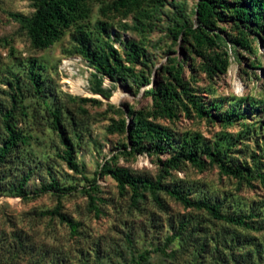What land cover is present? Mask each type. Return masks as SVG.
<instances>
[{"label":"rangeland","instance_id":"obj_1","mask_svg":"<svg viewBox=\"0 0 264 264\" xmlns=\"http://www.w3.org/2000/svg\"><path fill=\"white\" fill-rule=\"evenodd\" d=\"M113 1L88 0L81 24L89 33L97 32L100 22L107 24L113 38L101 35L90 50L101 47L109 64L106 44L121 54V43L142 48L124 82L119 74L98 71L79 52L73 28L49 47L32 48L26 28L13 15L31 17L37 0H0V145L3 114L14 108L12 95L25 107L14 114L27 137L0 164V264H264V183L256 177L264 176V34L234 22L226 11L221 20L214 17L209 33L217 36V46L205 53L226 54L228 67L207 74L192 41L175 37L181 24L197 25L200 0H152L143 31L133 28L131 17L109 13ZM32 60L39 94L28 78ZM171 65L175 70L168 69ZM159 83H171L177 93L171 117L155 113L146 97ZM192 96L206 109L204 117L193 110ZM234 105L240 118L229 116L230 125L221 122ZM135 112L142 123L167 135L168 152L153 148L165 143L153 131L143 132L136 143L129 140ZM120 121L123 133L108 130ZM63 137L73 146L77 170L64 160ZM190 139L197 140L204 167L182 156L171 166L167 160L183 155ZM205 147L218 151L225 166H247L252 178L222 175L209 163ZM106 164L156 187L140 189L133 206L129 189L120 192L109 175H101ZM173 189L191 201L219 204L226 216H250L254 229L184 207L168 194ZM55 210L65 220L48 214Z\"/></svg>","mask_w":264,"mask_h":264},{"label":"trees","instance_id":"obj_2","mask_svg":"<svg viewBox=\"0 0 264 264\" xmlns=\"http://www.w3.org/2000/svg\"><path fill=\"white\" fill-rule=\"evenodd\" d=\"M152 0H114L108 8V12H113L116 16H119L121 20L128 17L134 22L133 28L137 31H143L145 29L144 22L151 17L150 3ZM228 12L231 19L234 22L251 25L255 27L256 32L264 34V0H234L233 3H225L224 0H200L196 9L197 25H188L186 23L181 24L175 30V37H182L185 41L191 40L192 47L200 58L204 60V71L207 74H213L215 72H225L228 67V60L226 54H213L208 55L205 53L207 48L217 46L216 35L209 33V27L211 20L217 17L218 20L223 18L222 12ZM89 13L88 0H37L35 6V12L31 17H19L20 23L26 28L27 36L30 41V45L34 49H43L52 45L62 35L65 29L73 28L75 32L74 40L77 42L79 52H81L88 61L95 64L98 71L105 75L117 77L124 82L126 78L131 76L128 73L132 72L130 66L139 62L142 56V48L133 43H121L122 54L113 47L112 44H106L108 48V54L112 58V64H109L108 58L105 57V53L101 47H98L97 51L90 50V45L93 42H98L101 35H104L107 40L112 39V34L109 31L107 24L100 22L95 33H89L84 31V26L81 24ZM115 40V39H113ZM246 45L247 42L244 41ZM122 56L124 59L122 60ZM35 61L32 60L28 66V78L32 83V87L36 93H40V77L35 72ZM128 64V65H126ZM181 68V66L179 67ZM169 70H175L173 65L168 67ZM134 79V77H132ZM174 80L176 82L181 81L180 69L174 72ZM145 83H148L147 79H143ZM187 96L188 93L186 92ZM146 97L152 99L153 108L155 113L159 115H165L167 117L173 116V110L171 107V101L176 99L177 93L174 86L171 83L157 84L154 88L146 92ZM13 109L7 111L2 117V126L5 133V139L0 145V164L5 161V158L13 151L18 145H25L27 137L22 134L16 127V116L14 109L18 108L19 111L24 112L21 97L19 95H12ZM193 110L199 117H204L207 113L200 100L195 97L189 98ZM230 103H232L230 101ZM233 104V103H232ZM215 110H219V104L212 105ZM235 106V105H234ZM24 115V113H22ZM130 122V132L128 138L131 142L136 143L140 138V135L145 132L153 131L159 135V138L164 139L165 143L157 144L153 148L160 149L163 153L168 152L169 144L166 134L164 132H157L149 124L142 123L140 121L139 112L132 113ZM226 117L221 118V122L230 125L229 116H236L240 118L237 113L236 106L231 111H227L224 114ZM53 116L54 127H58V117ZM125 122H115L109 127L110 132L123 133L125 130ZM63 144L65 147L64 160L67 165L77 170V165L73 162V146L66 137H63ZM197 144L196 139H190L185 142L183 146V155L177 153L175 156L167 160V162L173 166L179 159L183 157L189 160L197 168H203L204 164L197 155L195 150ZM144 149V147H140ZM209 163L217 165L220 173L227 177H232L239 180H247L252 178V170L247 166H237L231 168L224 165L220 154L215 149L210 150L205 147L202 149ZM182 153V152H181ZM101 175H109L117 184L120 192L129 189L131 192V204L136 205V201L139 197V190L143 188L153 189L156 185L146 179H136L129 175L125 171L112 169L106 165L102 167ZM257 178L264 183V176L257 174ZM168 194L177 202L187 208H195L204 210L213 219L223 221L233 226L253 230L254 226L250 220V216L230 217L221 212L219 204H210L206 201H191L186 195L182 194L178 189H173ZM93 207V205H91ZM95 209V208H94ZM96 210V209H95ZM49 215H58L62 220L64 217L59 215L57 210L48 213Z\"/></svg>","mask_w":264,"mask_h":264},{"label":"bare ground","instance_id":"obj_3","mask_svg":"<svg viewBox=\"0 0 264 264\" xmlns=\"http://www.w3.org/2000/svg\"><path fill=\"white\" fill-rule=\"evenodd\" d=\"M70 84H72V85L74 86V88L77 90V92H80V90L77 88V85H75L76 83L70 81ZM73 91H74V90H73ZM77 92H76V93H77Z\"/></svg>","mask_w":264,"mask_h":264}]
</instances>
